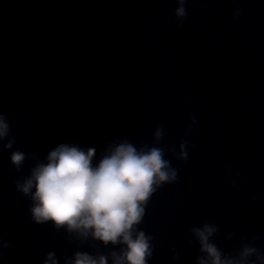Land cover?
Returning <instances> with one entry per match:
<instances>
[{"label": "water", "instance_id": "1", "mask_svg": "<svg viewBox=\"0 0 264 264\" xmlns=\"http://www.w3.org/2000/svg\"><path fill=\"white\" fill-rule=\"evenodd\" d=\"M0 116V264H114L126 245L37 223L18 186L61 144L95 165L124 141L176 172L136 226L147 264H210L206 224L222 259L264 264V0H0Z\"/></svg>", "mask_w": 264, "mask_h": 264}, {"label": "clouds", "instance_id": "2", "mask_svg": "<svg viewBox=\"0 0 264 264\" xmlns=\"http://www.w3.org/2000/svg\"><path fill=\"white\" fill-rule=\"evenodd\" d=\"M181 5L183 0H180ZM183 6L177 16L183 17ZM9 125L0 116V139L8 135ZM161 130H157L159 139ZM9 143L7 147L11 148ZM94 149L85 152L77 146L61 144L52 150L46 162L33 168L31 175L18 187L33 201V219L37 223L52 222L58 229L67 227L69 232L91 235L94 239L112 244L126 245L122 255L115 257L114 264H147L151 256L150 238L137 227L145 214V205L164 182L176 179V172L164 159L158 147L138 149L128 141L108 149L98 164H93ZM186 158L187 153H183ZM25 154L17 151L11 156L19 168ZM216 231L211 225L194 228L202 251L210 264H242V261L222 259L218 248L210 242ZM255 250L245 248L242 258ZM57 264L49 254L46 264ZM73 264H108L107 258L99 260L87 253H77ZM200 264H209L201 259Z\"/></svg>", "mask_w": 264, "mask_h": 264}]
</instances>
